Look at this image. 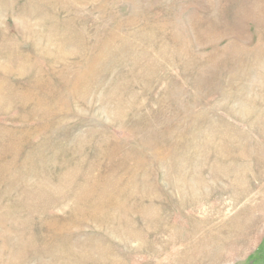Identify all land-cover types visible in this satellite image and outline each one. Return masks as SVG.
<instances>
[{
	"label": "rangeland",
	"instance_id": "374dc122",
	"mask_svg": "<svg viewBox=\"0 0 264 264\" xmlns=\"http://www.w3.org/2000/svg\"><path fill=\"white\" fill-rule=\"evenodd\" d=\"M263 249L264 0H0V264Z\"/></svg>",
	"mask_w": 264,
	"mask_h": 264
},
{
	"label": "flooded vegetation",
	"instance_id": "af4514ba",
	"mask_svg": "<svg viewBox=\"0 0 264 264\" xmlns=\"http://www.w3.org/2000/svg\"><path fill=\"white\" fill-rule=\"evenodd\" d=\"M258 259H259V261H258ZM258 259L257 260L255 259V261L251 260L252 261L251 264H264V249H263L262 253L258 256Z\"/></svg>",
	"mask_w": 264,
	"mask_h": 264
}]
</instances>
